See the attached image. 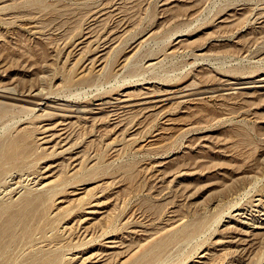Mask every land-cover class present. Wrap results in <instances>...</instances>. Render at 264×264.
I'll return each mask as SVG.
<instances>
[{"label":"rangeland","instance_id":"1","mask_svg":"<svg viewBox=\"0 0 264 264\" xmlns=\"http://www.w3.org/2000/svg\"><path fill=\"white\" fill-rule=\"evenodd\" d=\"M260 80L264 0H0V264H264Z\"/></svg>","mask_w":264,"mask_h":264},{"label":"bare ground","instance_id":"2","mask_svg":"<svg viewBox=\"0 0 264 264\" xmlns=\"http://www.w3.org/2000/svg\"><path fill=\"white\" fill-rule=\"evenodd\" d=\"M167 49V48H166ZM108 55V54H107ZM151 64V63H150ZM261 79H263V78H261ZM144 80V79H143ZM256 82V81H255ZM258 82H260L258 85H264V83H261V82H264L263 80H260V81H258ZM117 85V84H116ZM254 85V84H253ZM252 86V85H251ZM255 86V85H254ZM243 87H244V85L243 86H241V85H238V87L237 88H242L243 89ZM261 87V86H260ZM247 88V87H246ZM13 90H14V88H12ZM207 89V88H206ZM228 89V88H227ZM233 89V88H232ZM40 91V90H39ZM157 91V90H156ZM167 91V90H166ZM148 93H150V92H148ZM152 93V92H151ZM150 93V94H151ZM171 93H173V92H171ZM167 94V93H166ZM178 94V93H177ZM183 94V93H182ZM181 94V95H182ZM149 94H147V96H148ZM188 95V94H187ZM194 95V94H193ZM0 96L2 97V96H4V97H7V98H9L10 100H15V99H17L15 96H14V93H9L8 92V90L6 91V90H4V89H1L0 90ZM82 96V95H81ZM152 96V95H151ZM181 97V96H180ZM188 97V96H187ZM26 98V97H25ZM143 98V97H142ZM146 98V97H145ZM149 98V97H148ZM172 98V97H171ZM175 98V97H174ZM178 98V97H177ZM166 99H170V96L169 95H164V93H163V95L161 96V97H159V98H157L156 99V101H163L164 102V100H166ZM173 99V98H172ZM176 99V98H175ZM197 99V98H196ZM33 100V99H32ZM149 100V99H148ZM16 101V100H15ZM141 102V101H140ZM143 102V101H142ZM149 102V101H148ZM9 103H11V102H9ZM35 106H37V107H39V106H41V105H43V99L42 100H39V101H37V100H35L34 102H32ZM153 103V102H152ZM157 103V102H156ZM46 104V103H45ZM158 104V103H157ZM160 104V103H159ZM162 104V103H161ZM3 105H7L6 104V102L4 103V102H1L0 103V106H3ZM13 105H15V104H13ZM145 105V104H144ZM147 105V104H146ZM8 106V105H7ZM30 106V105H29ZM51 106V105H50ZM63 106V105H62ZM73 106H76L75 108H73L72 107V109L70 110V111H72V112H78V113H86L88 110L87 109H85L84 107H81V105H73ZM24 107V106H23ZM37 107H35V108H27V110H28V112H32V111H34V110H36L37 109ZM54 107V106H53ZM56 107V106H55ZM57 107H59V106H57ZM64 107H67V106H65L64 105ZM95 107V106H94ZM145 107V106H144ZM149 107V106H148ZM128 108V107H127ZM130 108V107H129ZM150 108V107H149ZM152 108H154L153 106H152ZM45 109V108H44ZM59 109V108H58ZM62 109H64V108H62ZM70 109V108H69ZM146 109V108H145ZM68 111V110H67ZM46 112V111H45ZM48 112V111H47ZM137 113H138V111H137ZM88 114V113H87ZM40 115H42V114H40ZM39 115V116H40ZM136 115V114H135ZM137 116V115H136ZM52 117V116H51ZM131 117V116H130ZM94 119V118H93ZM135 120V119H134ZM123 123V122H122ZM31 124V123H30ZM123 130H124V128H123ZM28 137H29V135H27V134H25L22 138H20L19 140H17V142L15 141L8 149H7V153L5 154V157L7 158V159H12V160H17L19 157H21L25 152H27L28 150H29V142H28ZM65 164V163H64ZM37 175V174H36ZM248 175V174H247ZM255 175V174H254ZM34 177V176H33ZM252 177V176H251ZM128 178V177H127ZM251 179V178H250ZM61 180V179H60ZM255 180V179H254ZM37 182V181H36ZM39 183V182H38ZM18 184H21V183H18ZM58 184L59 183H57V180L55 179V180H50V181H45V182H40V187H42V188H44V191H50V190H52L53 188H55V187H57L58 186ZM132 184V183H131ZM36 187V186H35ZM38 187V186H37ZM63 187V186H62ZM39 188V187H38ZM12 189V188H11ZM87 190H89V189H87ZM57 191H59V190H55V192H57ZM122 191V190H121ZM54 192V193H55ZM54 193H53V195H54ZM82 198H84V197H82ZM81 198V199H82ZM79 200H81L80 198H78ZM27 207V206H26ZM60 209V208H59ZM239 216V215H238ZM15 218L16 217H14V215H10L9 217H8V225H10L11 223H13V222H15ZM246 222V221H245ZM198 225V224H197ZM196 225V226H197ZM67 227V226H66ZM190 228H192V227H190ZM263 227H261L260 225H253V226H248V228H240L239 230H240V232H239V234L241 235L240 237H238V235H236V236H234L233 238H231V240H227L228 241V243L231 245V243H234V242H240V243H242V242H246L247 240H249V239H245L244 237H246L247 235H250V234H254V235H257V233L258 234H261V233H263V230L264 229H262ZM165 229V228H164ZM4 230L5 229H1L0 230V237H1V235H3L5 232H4ZM190 230V229H189ZM159 231V230H158ZM234 231V230H233ZM169 235V234H168ZM156 236V235H155ZM168 239H170V237L168 238ZM166 241V240H165ZM177 241H179V240H177ZM163 244V243H162ZM167 244V243H166ZM244 244V243H243ZM243 247V246H242ZM154 248V247H153ZM157 249V248H156ZM152 250V249H151ZM228 250V249H227ZM232 250V249H231ZM238 250V249H237ZM245 250V249H244ZM239 251V250H238ZM234 252V251H233ZM154 254V253H153ZM154 256V255H153ZM202 257H204L203 255H202ZM155 258H156V256H155ZM75 259V258H74ZM213 264V263H212Z\"/></svg>","mask_w":264,"mask_h":264}]
</instances>
